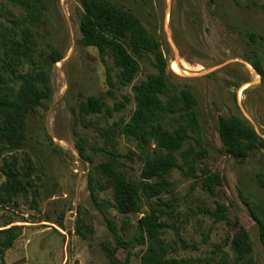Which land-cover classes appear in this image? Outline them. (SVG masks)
Returning <instances> with one entry per match:
<instances>
[{
	"label": "rangeland",
	"instance_id": "obj_1",
	"mask_svg": "<svg viewBox=\"0 0 264 264\" xmlns=\"http://www.w3.org/2000/svg\"><path fill=\"white\" fill-rule=\"evenodd\" d=\"M26 1L0 0L3 27L27 16ZM46 1L50 16L34 27L40 44L35 59H45L51 48L63 59L50 69L51 98L32 114L27 142L14 153L21 167L26 169L30 161L38 171L27 197L0 201V227L14 222L11 226L21 229L0 264H115L112 259L141 264L147 246L135 239L149 205L142 201L140 211L129 216L100 209L91 197L89 176L106 161L101 151L105 150L122 156L126 167L119 172L126 179L139 180L145 152L152 155L154 143L142 150L121 134L135 108L132 85L120 83L119 70L108 56L83 44L80 1ZM116 1L138 16L161 43L172 88L162 99L184 88L197 99L200 132L188 130L192 140L175 154L180 169L172 172L174 193L164 197L173 208L164 217L168 228L162 238L169 257L185 264H234L231 240L242 226L254 246L245 263L264 264L260 230L249 207L251 200L264 204V189L256 180L264 173V150L236 161L223 151L217 131L219 117L234 114L264 138V78L251 65L256 54L264 70V0ZM248 34L256 35L255 42ZM156 64L153 54L142 60L137 81L157 74ZM91 97L104 102L101 113L81 112L80 104ZM120 104L123 107L116 109ZM166 122L165 127L173 130L170 120ZM198 141L207 151L204 164L222 177L215 194L187 175L193 158L189 152L200 150ZM80 143L87 157L80 155ZM3 181L0 174V185ZM96 201L114 202L112 190H100ZM218 203L228 207L231 227L209 216ZM117 236L133 242V247L117 248Z\"/></svg>",
	"mask_w": 264,
	"mask_h": 264
},
{
	"label": "trees",
	"instance_id": "obj_2",
	"mask_svg": "<svg viewBox=\"0 0 264 264\" xmlns=\"http://www.w3.org/2000/svg\"><path fill=\"white\" fill-rule=\"evenodd\" d=\"M79 1L83 44L95 48L102 57L108 56L119 70L120 83L123 86L132 85L135 108L130 121L121 127V134L128 140L136 141L142 150L153 143L155 146L152 155L145 152L137 181H130L119 172L126 167L120 154L101 150L106 161L100 163L89 176L91 197L98 208L116 209L125 216L138 213L141 202H146L149 210L139 220L135 239L139 245L147 246L141 256V264H185L183 260L169 257L170 250L163 243L162 238L168 228L164 217L173 211L164 197L174 193L175 183L171 176L173 171L180 169L175 154L192 140L188 130L200 132L197 99L191 90L185 88L168 96L166 101L162 99L172 88L163 68L161 43L131 10L116 0ZM26 5L27 16L23 20H15L12 27H3L0 23V174L4 179L0 185V201L3 204L19 196L27 197L30 193L38 168L27 161V168L24 169L14 153L27 142L32 114L51 98L50 69L63 59V55L54 48L45 59H35L40 44L34 27L48 20L50 8L46 0H27ZM248 37L255 42L256 35L248 34ZM152 54L157 57L159 72L137 81L141 61ZM254 58L251 65L264 78L260 59L256 54ZM122 107L123 104H120L116 109ZM104 108V102L98 98L91 97L80 104L83 114H99ZM167 119L173 130L165 127ZM217 131L223 151L236 161H246L253 152L264 150V138L240 115L220 116ZM197 144L200 150L192 148L189 152L193 158L188 164L187 175L199 181L203 190L215 194L222 185V177L204 164L207 151L199 141ZM78 149L81 156L87 157L83 144ZM201 164L203 167H200ZM256 180L264 189V173H258ZM108 188L112 190L114 202H97V193ZM250 203L264 247V204L253 200ZM228 212L225 204L218 203L217 208L208 214L216 223L223 221L231 227L233 222ZM13 223L0 227V259L21 235L20 227L11 226ZM116 241L117 248L129 250L133 247V242L121 237L117 236ZM231 247L235 254L234 264H247L245 260L252 255L254 246L245 227L238 228ZM112 260L115 264H128Z\"/></svg>",
	"mask_w": 264,
	"mask_h": 264
}]
</instances>
